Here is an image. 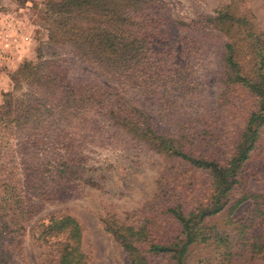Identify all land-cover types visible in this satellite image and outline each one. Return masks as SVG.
<instances>
[{"label": "trees", "instance_id": "trees-1", "mask_svg": "<svg viewBox=\"0 0 264 264\" xmlns=\"http://www.w3.org/2000/svg\"><path fill=\"white\" fill-rule=\"evenodd\" d=\"M38 5L46 44L8 75L10 89L0 94V264L20 248L26 232L47 264H87L73 217H35L66 187L91 181L81 143L97 140L102 131L122 132L134 148L146 146L176 163L154 194L151 205L158 211L139 227L102 220L126 264H229L262 256L264 187L245 192L240 182L264 127V33L254 28L252 17L236 15L231 4L221 6L212 15L197 16L176 39L166 30L162 0H44ZM203 29L226 39L217 107L224 118L231 117L228 109L239 115L242 127L227 138L206 126L203 151L195 153L186 137L157 135L120 91L153 93L162 84L183 83L176 57L198 56L201 42L194 33ZM79 65L116 89L107 91L79 76ZM246 202L241 215H233Z\"/></svg>", "mask_w": 264, "mask_h": 264}, {"label": "rangeland", "instance_id": "rangeland-1", "mask_svg": "<svg viewBox=\"0 0 264 264\" xmlns=\"http://www.w3.org/2000/svg\"><path fill=\"white\" fill-rule=\"evenodd\" d=\"M42 1L0 0V94L10 89L8 75L23 61L33 60L36 50L46 44V31L38 22V3ZM162 1L166 5V30L176 39L190 30L197 16L212 15L228 4L236 15L251 16L254 28L264 33V0ZM195 32H198L194 33L196 41L201 42L198 56H194L195 59L176 57V63L183 67V83L162 84L153 93L130 87L118 91L131 107L148 117L157 135L172 140L186 137L198 153L205 145L201 141L206 126L215 127L218 133L230 138L240 131L242 121L229 109L231 117L224 118L217 107L226 39L212 30ZM46 48L48 46L44 53H49ZM78 69L79 76L103 84L107 91L116 89L92 68L79 65ZM88 139L96 143L90 144ZM88 139H83L80 151L85 157V175L91 181L66 187L56 199L42 206L35 219L69 215L81 228V248L87 264H126V255L104 231L102 220L113 218L121 225L139 227L143 220L158 211L151 205L154 194L162 181H168L176 163L146 146L134 148L133 142L122 132L114 135L102 131L97 140ZM204 151L210 152V148ZM200 179L196 177V181ZM240 182L245 192H256L264 187V127L257 147L243 164ZM247 205V202L240 205L233 215L240 216ZM33 221L34 218L27 227ZM261 229L264 233V224ZM41 250L26 232L20 248L6 256L5 264H47ZM229 264H264V254L256 258L243 256Z\"/></svg>", "mask_w": 264, "mask_h": 264}]
</instances>
